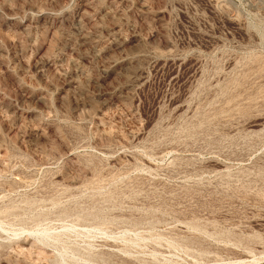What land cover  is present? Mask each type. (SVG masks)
Listing matches in <instances>:
<instances>
[{
  "label": "rangeland",
  "instance_id": "1",
  "mask_svg": "<svg viewBox=\"0 0 264 264\" xmlns=\"http://www.w3.org/2000/svg\"><path fill=\"white\" fill-rule=\"evenodd\" d=\"M0 264H264V0H0Z\"/></svg>",
  "mask_w": 264,
  "mask_h": 264
}]
</instances>
